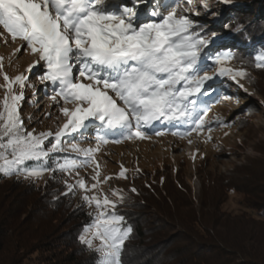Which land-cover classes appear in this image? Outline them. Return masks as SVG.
Returning a JSON list of instances; mask_svg holds the SVG:
<instances>
[{
    "label": "snow or ice",
    "instance_id": "6c2138e0",
    "mask_svg": "<svg viewBox=\"0 0 264 264\" xmlns=\"http://www.w3.org/2000/svg\"><path fill=\"white\" fill-rule=\"evenodd\" d=\"M165 8L170 9L166 14ZM209 13L220 32L200 22ZM225 19L209 0H0V26L13 42L21 41L11 56L24 50L36 57L23 72L9 76L0 56V174L37 179L47 172L54 178L57 172L71 175L92 166L95 192L100 183L95 154L108 137L146 139L157 124L169 131L176 128L172 134L181 137L225 125L219 116L208 119L209 100L232 98L226 80L247 92L239 80L250 79L243 66H229L235 55L224 34L225 28L240 33L244 25L230 28ZM254 66L264 68V51L255 56ZM34 70L63 117L54 130L29 131L20 113L25 90L37 91L29 82ZM50 115L46 112L45 118ZM182 126L186 130L180 131ZM90 129L95 131L94 145L66 142L68 137L89 139ZM56 153L64 155L49 167V157ZM118 177L127 178L123 166ZM77 187L85 193L82 202L92 209L79 242L97 253L96 264H122L133 231L116 211L125 200L123 192L112 190L116 200L88 195L89 186L78 178L65 182L64 195H73ZM128 191L137 193L134 187Z\"/></svg>",
    "mask_w": 264,
    "mask_h": 264
},
{
    "label": "trees",
    "instance_id": "16d2710c",
    "mask_svg": "<svg viewBox=\"0 0 264 264\" xmlns=\"http://www.w3.org/2000/svg\"><path fill=\"white\" fill-rule=\"evenodd\" d=\"M231 13L225 24L235 28L239 23L244 29L235 33L225 28V40L250 74L247 81L254 83L253 72L264 71L254 66L255 56L264 51V17L252 11ZM212 27L210 31H221ZM249 111L255 108L248 104ZM257 144L264 154V138ZM60 154L50 155L49 167ZM204 175L208 192L198 207L189 187L171 176H157L118 205L124 226L133 230L122 264H264V157L248 158L230 172ZM57 185V177L37 183L23 175L0 174V264H96L97 253L78 239L90 222L89 212L72 205L73 195L57 193ZM230 193L239 196L241 205L234 213L222 208ZM149 201L161 205L151 217L142 212Z\"/></svg>",
    "mask_w": 264,
    "mask_h": 264
},
{
    "label": "rangeland",
    "instance_id": "374dc122",
    "mask_svg": "<svg viewBox=\"0 0 264 264\" xmlns=\"http://www.w3.org/2000/svg\"><path fill=\"white\" fill-rule=\"evenodd\" d=\"M209 3L213 11L219 10L222 16L226 18L224 23L232 19L231 12L233 10L252 11L257 13L256 16L264 17V0H232L230 4H221L217 3L216 0H209ZM199 19L201 22H210L208 28L217 26L211 13L207 16L202 15ZM20 44L19 39L13 42L11 36L0 26V56L3 57V69L9 76L23 72L28 64L36 59L35 56L24 50L15 56H11L13 50ZM232 50L235 51V49ZM229 66L233 68L244 67L240 61L236 60V57ZM37 74L34 70L29 79L30 83L36 85L37 91L34 94L32 88L25 90V101L20 113L27 130L43 131L50 128L54 130L57 124L63 122V117L57 107L50 103V90L49 94L46 95L44 87L40 85L37 79ZM252 75L256 77L254 83L248 82L245 78L239 80L247 92L238 88L235 83L226 80L225 84L228 86L232 98L222 103H214L209 100L208 119L219 116L227 122L225 125L214 124L211 133L205 129L199 134L192 133L183 137L172 134L173 131L177 130L176 128L169 131L166 130L165 126L159 124L156 125L155 130L148 129V138L146 139L128 140L124 139L122 135L110 136L108 137L109 142L102 145L95 154V161L98 165L95 171L100 173V183L97 190L95 192L91 190V185L94 183L91 179L95 174L94 169L92 166H85L77 168L71 175L57 172L55 174L58 179L57 193L66 192L65 182L71 184L76 179L83 178L89 186L88 195L95 194L101 198L107 195L110 199L116 200L117 196L113 195L112 190L119 188L125 199L128 196L127 200H129L131 192L128 190L130 188L134 187L138 190L157 176H166L167 178L171 176L175 183L181 181L184 186L189 187L191 199L194 205L198 207L199 199L206 196L208 192L205 191L201 181V176H205V172H230L248 158L264 157V154H261L262 152H259L257 148V142L264 138V71H254ZM2 83L3 79L0 77V84ZM2 96L3 90H0V97ZM248 104L255 108L254 113L248 112ZM46 112L51 113L47 118H45ZM247 114L248 116L242 118V128H237L239 118ZM29 116L32 117L31 120L28 119ZM179 130H186V126L180 127ZM156 131H161L164 134L157 136L155 135ZM94 135L95 131L90 129L86 133L89 139L68 137L66 142L68 144L77 142L85 147L94 145L95 141L91 139ZM209 135L211 136L210 140L207 139ZM116 140H120V142L116 143ZM47 146L50 145L46 143ZM63 155L60 154L58 157ZM71 155L75 156V154ZM259 163V166L260 164L263 165V162ZM121 166L127 170L126 179L118 177ZM106 176L112 178L105 182L103 177ZM49 178V174L45 172L42 177L34 179V181L44 183ZM0 191L3 192L4 188H0ZM84 194L83 190L77 187L73 194L72 205H77L80 208L84 206L87 212H90L92 209L81 200V196ZM152 204L153 202L149 201V205L142 211L143 214L151 217L155 212H158L157 206L161 205L152 206ZM239 207L241 205L236 193H230L222 205L224 210L231 213L236 212ZM69 221L72 222L73 219L71 218ZM94 243H98V241Z\"/></svg>",
    "mask_w": 264,
    "mask_h": 264
}]
</instances>
